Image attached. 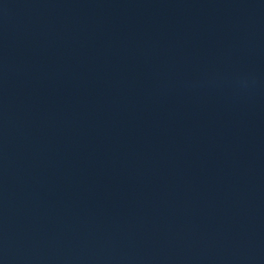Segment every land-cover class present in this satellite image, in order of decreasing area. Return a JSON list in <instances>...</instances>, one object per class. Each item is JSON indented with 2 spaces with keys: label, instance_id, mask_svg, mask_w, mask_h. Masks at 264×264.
I'll return each mask as SVG.
<instances>
[{
  "label": "water",
  "instance_id": "95a60500",
  "mask_svg": "<svg viewBox=\"0 0 264 264\" xmlns=\"http://www.w3.org/2000/svg\"><path fill=\"white\" fill-rule=\"evenodd\" d=\"M0 264H264V0H0Z\"/></svg>",
  "mask_w": 264,
  "mask_h": 264
}]
</instances>
